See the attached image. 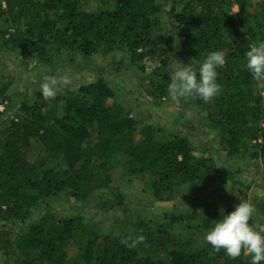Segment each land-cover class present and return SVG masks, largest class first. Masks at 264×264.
I'll return each mask as SVG.
<instances>
[{"label": "trees", "instance_id": "1", "mask_svg": "<svg viewBox=\"0 0 264 264\" xmlns=\"http://www.w3.org/2000/svg\"><path fill=\"white\" fill-rule=\"evenodd\" d=\"M80 1L0 0V22L6 24L0 25V49L43 65L62 53L88 58L120 51L140 66L156 46L158 15L166 9L186 65L194 59L198 68L208 53L225 54V64L216 69L221 92L209 102L194 99L216 146L228 157L251 152V160L264 162V98L245 59L252 44L264 42V0H112L107 10L94 12L83 11ZM167 62L141 78L153 104L169 97ZM8 84L0 86V107L11 103ZM112 84L97 77L48 101L37 91L32 103L19 101L0 111V252L15 254L14 264H250V257L231 260L204 241L229 209L204 214L192 200L184 211L157 216V226L138 221L132 233L114 236L82 215L90 197L109 189L110 171L118 167L126 177H147L155 199L172 207L178 193L204 189L222 172L212 153L195 157L180 132L159 139V131L143 127L136 141L140 123L114 100ZM32 139L42 149L34 164L26 157ZM55 200L67 202L48 205ZM138 235L144 243H120ZM71 247L77 250L72 260Z\"/></svg>", "mask_w": 264, "mask_h": 264}, {"label": "rangeland", "instance_id": "2", "mask_svg": "<svg viewBox=\"0 0 264 264\" xmlns=\"http://www.w3.org/2000/svg\"><path fill=\"white\" fill-rule=\"evenodd\" d=\"M250 1L253 4L257 2ZM112 3V0H81L80 8L85 12L105 11ZM164 12L167 13V10L164 9ZM164 12L158 15L161 25L155 38L156 46L149 48L140 66L132 64L120 51L97 53L88 58L79 54L62 53L59 57H53L56 60L50 64L43 65L31 57H18L8 50L0 49V86L9 83L6 93L11 102L2 104L0 111L5 107L14 108L19 101L32 103L35 93L41 92V84L49 77H56L58 80L55 96L73 92L80 84L101 77L114 83V100L140 123L134 136L136 141L142 139L139 130L149 127L152 132L159 131V139H167L173 132L186 135L190 139L195 157L212 153L222 172L212 175L211 183L204 189L196 187L188 192L178 193L175 198L179 203L175 207L171 206L172 203L155 199L154 193L149 189L150 180L147 177H126L121 167L110 171L112 182L109 189L90 197L87 205L81 209L82 215L94 223L95 228L104 235L132 233L138 221L152 224V227L157 226V216L160 217L163 212L184 211L189 206L188 201L192 200L194 204L197 201L200 204L195 210H201L204 214L214 209L234 211L241 201H246L255 208L250 224H264V204L261 202V197L264 196V162L259 159L251 160V152L228 157L225 151L219 149L214 141L216 134L207 127L206 113L196 100L186 101L181 98L179 101H172L166 97L153 104L146 94L144 85L147 81L142 82L141 78L146 77L160 63L168 61L167 68L172 71L171 77L175 71L186 65V58L180 56L174 27ZM237 13L238 7L233 5L230 14ZM248 24L252 25L251 21ZM0 25L6 27L3 21ZM139 67H143L145 72L141 74ZM258 86L256 91L264 98V83L259 82ZM15 114L13 111L10 116L14 117ZM41 156L42 149L38 140H30L26 150L27 161L34 164ZM113 195L122 197V200L112 199ZM63 201H50L48 205L54 208L56 205L64 207L65 204H58ZM73 204V201L67 203L69 206ZM76 251L73 247L68 249L70 260ZM14 256L15 254L7 256L0 252V264H14Z\"/></svg>", "mask_w": 264, "mask_h": 264}, {"label": "clouds", "instance_id": "3", "mask_svg": "<svg viewBox=\"0 0 264 264\" xmlns=\"http://www.w3.org/2000/svg\"><path fill=\"white\" fill-rule=\"evenodd\" d=\"M246 68L253 80L264 82V42L252 44L245 53ZM196 60H191L175 71L167 86L168 96L172 101L200 99L209 102L221 92V86L216 83L218 67L225 64V54L222 51H213L197 68ZM58 80L49 77L41 84V92L45 101L56 95ZM255 208L246 201H241L235 210L223 215L214 226L205 234L204 241L213 252L223 253L231 260L238 259L242 254L250 257V264L264 262V225L249 223ZM145 237L138 235L135 238L125 237L120 243L134 247L144 243Z\"/></svg>", "mask_w": 264, "mask_h": 264}]
</instances>
